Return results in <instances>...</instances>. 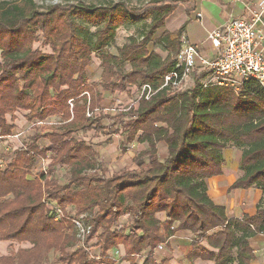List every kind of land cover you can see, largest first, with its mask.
Masks as SVG:
<instances>
[{
    "label": "trees",
    "instance_id": "16d2710c",
    "mask_svg": "<svg viewBox=\"0 0 264 264\" xmlns=\"http://www.w3.org/2000/svg\"><path fill=\"white\" fill-rule=\"evenodd\" d=\"M194 4L66 1L40 9L35 0H0V136L12 134L8 115L14 118L16 112L26 111L33 124L59 117L47 127L50 130L36 128L22 147L4 156L0 240L31 246L12 247L0 255V264H103L120 244L130 264H165L166 255L158 247L168 246L179 229L193 234L190 260L251 264L255 259L251 238L264 235V88L253 80L239 91L205 86L207 70L195 73L194 84L185 90L160 88L167 74L182 71L175 57L184 26L154 36L178 5L190 11ZM138 17L151 21L113 52L118 27ZM37 42L51 52L35 48ZM152 42L167 54L150 48ZM94 54L101 60L99 81L89 79ZM145 83L159 89L122 113L128 121L120 120L125 137L120 148L125 151L135 140L147 147L133 157L134 166L107 176L99 162V144L76 134L94 130L111 141L120 129L112 131V124H103L101 115L94 114L102 107L103 92H123ZM42 138L47 145L39 144ZM161 142L167 146L164 153ZM230 147L241 150L243 171L231 188L263 192L255 213L239 218L228 217L225 206L208 193L207 179L222 173L224 151ZM47 157L51 161L46 171L33 174L37 162ZM59 167L65 170V182L56 173ZM96 168L100 173L87 172ZM51 203L64 210L62 219H55ZM159 212L166 213L164 221L157 217ZM81 215L92 226L84 246L79 245L73 219ZM124 215L128 221L122 224ZM95 237L99 259L88 245Z\"/></svg>",
    "mask_w": 264,
    "mask_h": 264
},
{
    "label": "crops",
    "instance_id": "0c3cea01",
    "mask_svg": "<svg viewBox=\"0 0 264 264\" xmlns=\"http://www.w3.org/2000/svg\"><path fill=\"white\" fill-rule=\"evenodd\" d=\"M263 4L264 0H195L194 8L190 11H187L186 7L180 5L182 7L180 13L182 19L178 21L177 26H168L169 28L166 29L175 31L181 26H184L181 36L182 42L187 41L189 43H192L197 46L198 50L203 55L208 58H214L216 57V52L213 49L210 40L208 39L209 33L213 29L223 26L233 17H243L247 15L249 7L258 9ZM198 13H201V18L197 17ZM258 47L264 52V23L261 28L260 37L258 38ZM99 65H101V62H99ZM100 78L101 74L93 81H99ZM136 87L137 86L132 85L129 86L128 89L134 90ZM123 92L112 93L110 91H104L103 97L105 99V96L109 95L110 93L116 94ZM26 113V111L16 112L14 118H12L11 115H8V120L11 124L14 125V128L11 135L0 136V167H3V165L5 164L3 161L5 154H9V151L10 154H12L16 149L24 145V140H26L25 135L27 132L21 129V125L23 123H29L30 126L35 125L27 121L25 117ZM50 119H59V117L51 116L45 121L38 122L42 123L43 127H50L56 124L58 121ZM31 130L33 129H30V131H28V135L33 134L35 131V129L32 132ZM47 130L50 129H46L45 131ZM114 135L122 137L119 132L115 133ZM92 142L99 144L98 151L100 158H102L104 162L106 160H111V164L114 165L117 164L116 162L125 164V159L129 158L132 161L131 166H134L133 157L141 149L147 147L146 143H139L137 140H135L131 143H127L125 145L126 150L123 151L120 148L121 141L116 142L115 138H113V135L111 141L109 142ZM39 144L41 146L47 145L48 140L46 138H42L39 140ZM159 150L163 153L167 151V146L164 142H161L159 144ZM103 153L104 155H107L106 159H104ZM240 157V149L235 147L227 148L224 151L225 162L222 168V173L207 179L208 193L210 197L214 200L215 203L225 206L228 217L239 218L242 217L244 213L254 214L257 208V204L263 196L262 190L254 187L248 189L231 188L232 184L243 175V171L240 169ZM41 159L44 162L43 165L45 166H48L51 161L49 157ZM35 166H37V164ZM57 170L59 172L57 171L56 173L65 174V170L63 168L59 167ZM63 177H65V175ZM73 209L74 208L72 206H69V211L71 213L74 212ZM157 217L161 221H164L166 219V213L159 212L157 214ZM121 219H125V222L128 221V217H122ZM192 239L193 234L190 230H177L169 238L168 246L165 245L162 249L163 254L166 255L165 264H214V261L210 259L197 258L195 260H190L187 257V253L192 245ZM251 240L256 256L255 259L252 260L251 264H264V235H255L251 238ZM97 242L98 239L96 237L90 241L93 250H100ZM204 244L207 245L206 242H204ZM30 246L31 244L29 242L18 243L14 241L0 240V255L8 254L12 247L14 249H18L19 247ZM108 254L110 260L108 263L103 264H130L128 260L124 259L126 251L123 244H120L118 247L112 248ZM159 256H162V254H160ZM141 260L142 258L139 259V261Z\"/></svg>",
    "mask_w": 264,
    "mask_h": 264
},
{
    "label": "built area",
    "instance_id": "2783aa9c",
    "mask_svg": "<svg viewBox=\"0 0 264 264\" xmlns=\"http://www.w3.org/2000/svg\"><path fill=\"white\" fill-rule=\"evenodd\" d=\"M201 18V13L197 14ZM264 23V4L258 8H248L247 15L243 17H233L223 26L213 29L208 39L216 52V57L208 58L203 55L196 45L183 41L181 49L176 55V68H181V73L175 69L164 78V83L160 88L167 87L169 90H181L187 77L201 66L208 71L204 79V85L216 84L225 87H231L239 91L246 82L255 81L264 88V52L258 47V38L261 34V28ZM140 98L149 99L156 91L151 84L145 83L138 88ZM71 108L74 105L73 100H69ZM90 116L91 113L88 112ZM102 162L99 159V162ZM88 173L98 174V168L88 170ZM106 175L109 174L106 172ZM53 210L55 219H62L64 210L54 204H48ZM85 215L73 218L78 230L77 238L79 245L86 242V237L90 233L92 226L85 222ZM123 217H127L124 215ZM90 246V242L88 244ZM159 245L158 249H162ZM95 254V253H93ZM94 258L99 259L100 254H95Z\"/></svg>",
    "mask_w": 264,
    "mask_h": 264
},
{
    "label": "rangeland",
    "instance_id": "374dc122",
    "mask_svg": "<svg viewBox=\"0 0 264 264\" xmlns=\"http://www.w3.org/2000/svg\"><path fill=\"white\" fill-rule=\"evenodd\" d=\"M35 1H36L37 5L40 9H45L49 4L56 3V2L76 1V2H83L86 4L93 3L96 5H99V4H107V3L113 2V1L116 2L118 0H35ZM124 1H126L131 6H140V5L145 4L149 0H124ZM181 10H182V7L180 5H178L177 8L175 9V11L172 13V15L167 18V20H166L167 26L160 29L154 37L159 35L166 28H169L172 26L173 27L177 26L178 21H180L182 19V16H180ZM150 21H151V19H142L141 17H138V18H133L130 23H127L125 25L118 27L117 32H116L115 43L111 46V50L113 52H116V47L123 45L125 43V41L127 40L128 36H130L132 34L140 35L141 32H143V30L145 29L146 24L149 23ZM149 47L154 48L158 53H161L163 56H165L167 54L166 50L160 44L155 45L152 42L149 44ZM35 48H40L42 51H44L46 53L51 52L50 47L43 45L42 42L35 43ZM0 60L2 61V57ZM99 62H101L100 58L94 54L93 58H92V63L88 67L89 79L91 81H93V80H95V78L99 77L101 72H102V67H101V65H99ZM127 67H128V65H127ZM204 70L205 69H203L201 66H197L195 68V70L190 74V76L186 78V80L184 81V83L182 85L181 90H185V89L191 87L195 81L194 74L203 72ZM140 99H141L140 98V90L138 89V87H136L134 90L128 89L123 93H116V94L110 93L109 95L105 96V99L102 102V107L100 109H97L94 114L97 116L101 115V118H102L101 122L103 124H105V125L112 124V127H110L112 131H114V130L117 131L120 129L119 134L122 135L123 130H124V125H123V122H120V120L124 121L125 123H127V121H128V116L122 115V113L125 114L126 112H128L129 108L131 106H137ZM50 120H56L57 121L59 119H50ZM24 122H25V120H24ZM114 122H117L116 125L113 124ZM36 128H41L43 131L46 129H49L47 127H43L42 123H40L38 121L33 126H30L29 123H25V124L23 123L21 125V129L27 132L25 135V137H26L25 139L28 140V137L30 136V135H28L29 134L28 131H30V129H33V130H31V132H32ZM76 136L78 138H83V139L91 141V142L92 141L108 142L107 141L108 140L107 134H104V132L96 133L94 130H89L87 132L80 131L76 134ZM113 138H115L116 142H120L125 137L123 135H122V137L113 135ZM6 155L8 157L10 155V151H9V154H6ZM103 156H104V159L107 158V155L106 154L104 155V153H103ZM100 159L102 160V162L101 161L100 162L103 165V169L109 175H111L113 172L118 171L122 168L132 167L131 166L132 161L129 158L125 159V161H126L125 164L116 162L117 163L116 165L111 164V160H106L104 162V160L102 158H100ZM3 161L6 164L5 159ZM5 164L3 165V167L5 166ZM43 164H44V162L42 161V159H40L37 162V166H34L32 173L36 174V173L46 171L47 166H45ZM57 174H58V177L61 179V181L65 182V180H64L65 178L63 177L64 174H62V173H57ZM124 220L125 219L120 220L122 222V224L126 223ZM161 251H162V249H161ZM92 252L95 254H100V250H93L92 249Z\"/></svg>",
    "mask_w": 264,
    "mask_h": 264
}]
</instances>
